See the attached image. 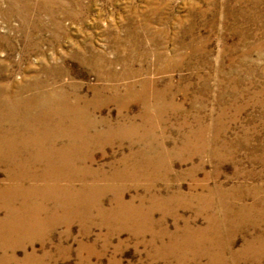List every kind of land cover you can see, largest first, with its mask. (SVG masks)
I'll return each mask as SVG.
<instances>
[{"label": "rangeland", "instance_id": "rangeland-1", "mask_svg": "<svg viewBox=\"0 0 264 264\" xmlns=\"http://www.w3.org/2000/svg\"><path fill=\"white\" fill-rule=\"evenodd\" d=\"M0 73L13 96L34 82V115L61 92L92 102L71 154L109 184L88 204L116 215L38 197L40 223L0 233V264H264V0H0ZM19 126L0 136L1 188L31 184L7 162L38 152L12 154L40 138Z\"/></svg>", "mask_w": 264, "mask_h": 264}, {"label": "bare ground", "instance_id": "bare-ground-1", "mask_svg": "<svg viewBox=\"0 0 264 264\" xmlns=\"http://www.w3.org/2000/svg\"><path fill=\"white\" fill-rule=\"evenodd\" d=\"M87 58H86V60H87ZM87 61H89V60H87ZM6 66H8V65H6ZM121 75H122V73H121ZM114 78H116V77H114ZM32 84H34V82L33 83H29L27 87L18 89V93L16 92L17 95L16 96H13L12 93H10V89L8 87V83L5 81V76L3 74L0 75V136H5L7 133L16 134V133L20 132L19 131L20 130L19 127H21V126H19L20 123L23 124L22 129L23 128L25 129V130H23V132H28V134H29L28 136H31V135H34L35 136L36 134L37 135L39 134V136H40L39 140H35V141H31L30 140L29 142H26L25 145L23 144L24 146L22 145L21 146L22 148L19 147V146H17V145H15V144H12V145L9 144L10 145V150H13V152H12L13 155H19L21 153L23 155V152L24 151H28V150L30 151V150H33V149H35L38 152L35 153V154L25 155L26 158L24 160H21L20 162L18 161L19 162L18 163L19 166L23 167V170H21L19 172L18 171H15L13 173L12 170H11L12 165H14L15 167H17V164H16L17 162L15 163L14 160H13L12 163L9 162V161H7L8 164L11 165L10 166V169H9V171L12 174L11 175V181H13V180L16 181L17 180V182H18V181H22V180H27V181H31V184L29 186H27V187L20 186L19 184H16L18 186H12V185L9 184L8 186H6L4 188H1L0 187V210L1 209L2 210H5V217L4 218H0V233H2V236H3V234H7V232H9V226H11L13 223L16 225L17 224V221H21V223L28 222V224L30 222H37L39 220L41 221V219H40L41 218V213L43 212L44 208L42 206H40V205L37 204L38 202H37V199L36 198H38V197H41L42 199L44 198L46 201L47 200H51V202L55 203L58 207L60 205L63 208H65L64 206H68L67 201L74 200L76 202V204L77 203L78 204H82V206H84V208H87V209H90L93 206V208H95V210L99 211V213L102 216H105V217L110 216V218H111V216H116L115 214L114 215H111L110 214V213L114 212V210H113L114 209V206H112L109 209L107 207H105L102 204V200H101L102 197L101 196H100L101 198H99L98 200L92 199V201L93 200L94 201L92 203L90 202V204H88L90 198H89V200H87V198H88V197H86L87 195H82L83 194L82 191L85 190V189L88 191V193L91 191V193H93V194H91V198H93L96 195H100L101 194V192L103 191V190H101V187L103 185H105L107 182L106 181H103V178L100 179V177H99V171L97 172L98 173L97 174L96 172H93L92 170H89L90 168L83 167L84 166L83 164H87L88 166L89 165L92 166V163L94 161L92 157H91V160L90 161H88V162L86 161V163H83L82 164L83 165L82 167L81 166L77 167V163L76 162H80V161H84L85 162V159L80 158V156L78 154H71V151H73L74 148H76V143H74V141H72V139L74 137L76 138V137H81V136H84V135H87V134H91L90 131H89V129H88L89 128L88 125H90L89 123H91V122H88L87 123L86 120H88L89 117H90V112H89L90 108H89V106H91L90 104H92V102L90 101L91 103H88V100L86 99V100H84V103L81 104V102L83 101L84 98H81L80 95H77V96H75L73 98H69V97L66 96V93L65 92L64 93L61 92L62 94L60 93L59 99H57V101L54 100V101L50 102L49 105H45V104L42 103L45 106L40 107L39 112L36 115H34L33 114V112H34V108L33 107L34 106L32 107L31 100H30L31 98H29L27 100V99L24 98L26 96V94H25V96L22 95L23 92L26 91V88H32ZM45 84H46V82H45ZM105 89H107V88H105ZM118 90H119V87H118ZM42 91H44V90H42ZM31 92H30V94H31ZM95 92H96V96H97V93L99 92V90H97ZM132 92L134 93V91H132ZM101 94H99V96H97V97L98 98L99 97H102ZM117 96L118 95H115V97H113V99H111V100H118L120 97L118 96L119 97L118 98ZM139 96H140V94H139ZM38 100H40V99H38ZM140 102H142V101H140ZM143 104H144V102H143ZM143 107H144V105H143ZM35 109H36V107H35ZM90 111L92 112V110H90ZM122 111H123V109H122ZM38 119L42 120L43 122L45 121L46 123L44 122L45 125H42V127L40 129H37V128L34 129L33 127L30 126V124L33 122V120L35 121V120H38ZM49 123H53L52 126L49 125ZM132 123H134V122H132ZM110 131H112V130H110ZM114 132H116V131L114 130ZM22 136H23V134H22ZM64 138H67V139L70 140L67 144H65V145H67L65 147H68V151H66V152L65 151L62 152L61 150H59V147H57V144H59V141L62 140V139H64ZM19 143H20V141H19ZM7 153H9V152H7ZM3 155L6 158L5 154H3ZM29 163H40V165L43 164L44 166L43 165L41 167L39 166L41 169H39V168L34 169L35 166H34V168H31L33 165L32 164H29ZM83 169H87V170L86 171H82ZM125 172H123L121 174L119 173V174H116V175L113 174L114 175L113 178H122V179H124V178H126L128 176V174L125 173ZM109 177H110V175H109ZM132 177L135 178L136 176L132 174ZM139 178H140V176H139ZM134 180H136V179H134ZM63 181H65V182H63ZM110 187L111 186H109V188ZM123 189L124 188L120 189V192L121 193L123 192ZM202 197H204V196H202ZM159 199H161V198H159ZM114 201H115L116 207L119 206L120 208L121 207L123 208L125 206V203H126L123 200L122 196H117ZM73 202H71V203H73ZM32 203H33V205H31ZM132 203L130 202V203L127 204V206H130L131 209H132V206L131 205H133ZM78 204L76 206H78ZM86 204H88V205H86ZM43 205H44V203H43ZM137 209H136V211H137ZM119 213L125 214V212H123V211H120ZM130 213H131V211H130ZM118 218H120V217H118ZM114 219H115V217H114ZM40 221H39V223H40ZM187 228H188V226H187ZM163 232H165V231H163ZM160 234H161V232H160ZM187 236H188V234H187ZM3 237H5V236H3ZM216 237H217V235H216ZM184 239L186 240V237H184ZM189 241H190V239H189ZM203 241H204V239H203ZM212 241H213V239H212ZM177 242H178V240H177ZM194 243L195 242H193V244ZM205 249H206V247H205ZM175 254H173V255L175 256ZM202 254H203V252H202ZM184 257H187V256H184Z\"/></svg>", "mask_w": 264, "mask_h": 264}]
</instances>
